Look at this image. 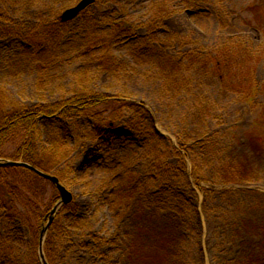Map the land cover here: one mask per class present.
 <instances>
[{"label": "trees", "instance_id": "16d2710c", "mask_svg": "<svg viewBox=\"0 0 264 264\" xmlns=\"http://www.w3.org/2000/svg\"><path fill=\"white\" fill-rule=\"evenodd\" d=\"M171 1L154 6L152 18L146 25L148 35L139 38L136 27L130 22L113 20L102 27V22L92 19L88 11L81 14V31L72 30L71 23H62L59 16L41 20L34 28L15 25L4 9L9 3L2 0L0 40L17 39L13 46L7 47L9 53H0L3 71L6 67L8 75L20 78L33 72L46 86L55 72L77 59L84 64L80 81L91 85L100 73L115 81L128 82L130 76L145 70L146 78L151 76L159 81V94L164 101L176 103L191 99L194 110L193 119H189L192 128L182 131L178 148H175L156 133L153 117L144 105L95 93L84 84L85 94L70 101L26 109L9 108V97L0 89V158L26 162L45 173H53L69 189L72 184L68 178L74 171L68 167L62 170V167L74 152L72 144L100 139L106 135V127L121 122L143 138L145 157L149 160L139 158L137 150L107 169L111 186H107L108 182L102 186V190L110 188L104 206L120 225L112 238L90 235L94 248L90 245L84 249L97 256L95 246L112 244L121 250L123 264H140L142 259L155 255L161 256L160 264H189L184 247L189 244V222L199 217V196L205 197L202 207L205 213L206 199L214 193L236 191L252 195L254 199L238 205L234 213H226L233 240L240 241L239 255L231 264H264V194L246 189L263 180L264 104L257 100L264 95V84L256 83L258 53L246 45L244 39L232 38L218 49L199 48L173 55L171 49L177 39L162 31L172 9ZM181 1L186 8L195 9L206 0ZM222 1L225 0H216ZM260 5L257 0L252 11H258ZM226 19L220 12L218 21L222 26ZM256 19L264 23V14ZM120 45L127 46L132 62L116 56L115 47ZM0 46L5 47L6 43L1 41ZM209 90H213V96ZM231 95L257 110L256 123L261 134H254L250 129L242 135H236L234 129L225 133L207 132L214 120H221L220 101ZM101 105L111 109L108 118L109 110L97 111ZM87 112L91 113L92 124L83 133L76 128L70 130L62 123L56 128H40L37 122L39 118L75 120ZM19 130H27V137L17 151L8 156L4 153L8 140ZM74 135L77 138L73 140ZM38 136L47 139L43 146ZM237 144L245 146L250 153L226 158L225 152L229 153ZM188 159L192 168L189 175ZM199 160L205 161L210 171L201 168ZM145 161L146 174H138L140 164ZM49 186L50 182L27 169L0 168V264H41L40 229L59 201L58 191L53 187V196L44 210ZM74 213V203L63 206L49 230L44 246L49 264H67L61 259L62 248L65 241L74 244L72 239L78 226L68 223L66 215ZM73 249H76L75 244Z\"/></svg>", "mask_w": 264, "mask_h": 264}, {"label": "rangeland", "instance_id": "374dc122", "mask_svg": "<svg viewBox=\"0 0 264 264\" xmlns=\"http://www.w3.org/2000/svg\"><path fill=\"white\" fill-rule=\"evenodd\" d=\"M2 0H0L1 2ZM9 3L8 17L15 25L33 28L39 21L44 19H55L57 14H62L65 10L76 6L81 0H5ZM166 0H97L88 14L98 22H102L106 27L109 21L126 20L136 27V36L145 37L148 35L146 25L152 18L153 8L156 4H161ZM257 0H225L222 3L216 0H206L198 8H186L181 0H172L170 2L171 11L167 20L163 23L162 31L175 37L177 42L171 49L173 55L184 53L192 49L203 48L218 49L232 38H242L245 44L257 51L259 62L256 83L260 86L264 84V23L257 21L256 17L264 14V0L261 3L260 11H252V7ZM223 12L227 19L225 25L218 21L219 13ZM83 17L71 23V29L81 31ZM227 22V23H226ZM1 31V30H0ZM6 43V46H0V53L4 55L9 53L7 47L14 45L17 39L0 40ZM126 45L115 47V54L118 58L132 62ZM67 66L53 74L48 85H43L38 80V74L30 72L20 78H14L3 71V64L0 61V89L5 90L9 97V108L15 106L18 109H26L34 106L55 105L65 103L77 97L79 94H85L82 91V84L90 90L101 95H109L113 98H124L144 105L152 117L153 123L158 134L173 146L178 147L179 135L184 130L192 128L191 120L194 110V101L191 99H182L176 103L164 101L159 94V81L152 79L151 76H145L147 71L141 70L138 75L130 76L129 81H115L106 75L95 76L92 85L88 82L82 83L79 74L84 70V64L77 59L75 62H69ZM213 90L208 93L213 96ZM216 91V90H215ZM226 100V101H225ZM225 100H221L219 109L220 121H213L207 129V132L225 133L227 130H236V135H241L250 129L254 134H261L258 129L256 118L257 110L246 108L239 102L238 96L231 95ZM225 101V102H224ZM258 103L264 104V95H261ZM99 110H109L107 118L111 114V109L99 106ZM10 110V109H9ZM91 113L75 120L52 121L50 119L37 120L40 128L58 127L65 124L70 130L79 129L81 133L92 124ZM259 115V114H258ZM126 117H129L127 114ZM262 119V118H261ZM27 137V130H19L8 140L7 148L4 153L13 155L22 145ZM40 146H43L47 139L45 136H38ZM77 138L74 135L73 140ZM144 140L136 133L131 132L123 123L114 124L106 127V135L94 141H86L81 145L72 144L74 148L66 165L74 173L69 175L68 181L72 184L69 190L75 196V213L67 214L66 221L76 224L77 234L70 241H65L61 259L67 264H123L122 252L116 246L98 244V249L94 252L86 250L83 247L94 248L90 235H96L100 238H112L117 232V221L113 213L108 212L104 206L105 198L110 192V188L102 190V186L111 174L107 169L115 161L120 160L124 155L134 153L137 150L139 158L145 157ZM241 153H250L249 150L240 144H237L229 153L225 152L226 158L235 157ZM231 154V156H229ZM192 157V155H191ZM148 159L147 157H145ZM196 158V157H193ZM263 158H260L262 163ZM149 160V159H148ZM172 162H174L172 160ZM198 165L204 170L211 168L205 161H198ZM139 166V165H137ZM257 166V165H255ZM135 169V167H134ZM148 169L147 162L140 164L137 170L138 174H146ZM263 180L253 186L264 190V165L262 166ZM210 171V170H209ZM68 173V172H67ZM208 176V173L205 172ZM210 178V176H209ZM252 186V187H253ZM242 189V188H241ZM223 194V195H222ZM214 193L206 199L207 211L189 222L188 231L190 233L189 244L184 247L187 251V260L189 264H223L230 261L232 256H236V251L231 250L226 242L227 235V210L232 211L234 204L238 199L248 201L246 195L236 191L224 194ZM53 196V187L49 186L44 201V210H47L50 199ZM205 202V197L200 195L198 204ZM231 207V208H230ZM225 220V221H224ZM66 221H63L67 224ZM126 220H124L125 222ZM60 244V243H59ZM79 249V250H78ZM78 250L77 253H75ZM104 254V256L102 255ZM147 254H144V256ZM233 257V258H234ZM230 259V260H229ZM162 261L160 255L151 258L147 257L140 261V264H160Z\"/></svg>", "mask_w": 264, "mask_h": 264}, {"label": "water", "instance_id": "95a60500", "mask_svg": "<svg viewBox=\"0 0 264 264\" xmlns=\"http://www.w3.org/2000/svg\"><path fill=\"white\" fill-rule=\"evenodd\" d=\"M94 2H95V0H82L75 8H72L70 10L65 11L61 17V20L63 22H67V21H71V20L76 19L82 11L87 9L89 6L93 5ZM7 167H21V168L28 169V170L36 173L38 176L42 177L43 179L48 180L51 183H53L59 191L60 202L52 210L50 218H49V223L46 226L42 227L41 234H40L41 259H42L43 264H47L45 257H44V254H43V244H44L46 235L48 233V230H49L58 210L61 208L62 205L70 204L73 201V195L64 186L61 185L58 178H56L52 175L45 174L42 171L36 169L35 167H33L27 163L15 162V161L6 160V159H0V168H7Z\"/></svg>", "mask_w": 264, "mask_h": 264}]
</instances>
